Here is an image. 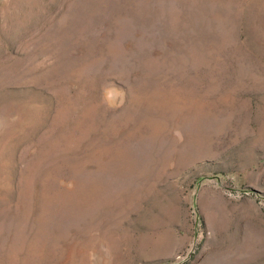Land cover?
Wrapping results in <instances>:
<instances>
[{"label": "rangeland", "instance_id": "obj_1", "mask_svg": "<svg viewBox=\"0 0 264 264\" xmlns=\"http://www.w3.org/2000/svg\"><path fill=\"white\" fill-rule=\"evenodd\" d=\"M0 264H264V0H0Z\"/></svg>", "mask_w": 264, "mask_h": 264}]
</instances>
